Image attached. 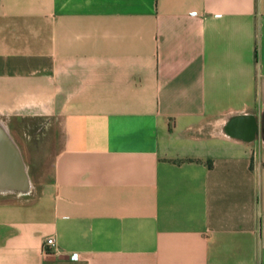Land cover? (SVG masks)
Here are the masks:
<instances>
[{
    "label": "crops",
    "instance_id": "obj_1",
    "mask_svg": "<svg viewBox=\"0 0 264 264\" xmlns=\"http://www.w3.org/2000/svg\"><path fill=\"white\" fill-rule=\"evenodd\" d=\"M0 118V264H264V0H0Z\"/></svg>",
    "mask_w": 264,
    "mask_h": 264
},
{
    "label": "water",
    "instance_id": "obj_2",
    "mask_svg": "<svg viewBox=\"0 0 264 264\" xmlns=\"http://www.w3.org/2000/svg\"><path fill=\"white\" fill-rule=\"evenodd\" d=\"M32 186L22 153L0 118V198L24 199Z\"/></svg>",
    "mask_w": 264,
    "mask_h": 264
},
{
    "label": "built area",
    "instance_id": "obj_3",
    "mask_svg": "<svg viewBox=\"0 0 264 264\" xmlns=\"http://www.w3.org/2000/svg\"><path fill=\"white\" fill-rule=\"evenodd\" d=\"M56 253V246L53 239H48L42 244V254L44 256H49Z\"/></svg>",
    "mask_w": 264,
    "mask_h": 264
},
{
    "label": "rangeland",
    "instance_id": "obj_4",
    "mask_svg": "<svg viewBox=\"0 0 264 264\" xmlns=\"http://www.w3.org/2000/svg\"><path fill=\"white\" fill-rule=\"evenodd\" d=\"M18 200V199H15V198H0V200Z\"/></svg>",
    "mask_w": 264,
    "mask_h": 264
}]
</instances>
